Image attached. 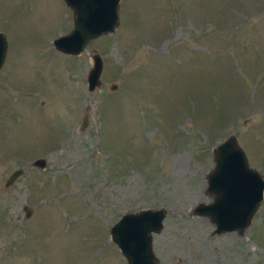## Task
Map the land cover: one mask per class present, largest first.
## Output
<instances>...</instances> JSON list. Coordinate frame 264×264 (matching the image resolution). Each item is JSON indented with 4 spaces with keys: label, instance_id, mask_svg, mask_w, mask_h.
<instances>
[{
    "label": "rangeland",
    "instance_id": "1",
    "mask_svg": "<svg viewBox=\"0 0 264 264\" xmlns=\"http://www.w3.org/2000/svg\"><path fill=\"white\" fill-rule=\"evenodd\" d=\"M118 17L70 55L51 43L63 0H0V264H126L108 229L145 207L164 209L158 264H264V186L241 233L189 213L229 133L264 179V0H119Z\"/></svg>",
    "mask_w": 264,
    "mask_h": 264
},
{
    "label": "water",
    "instance_id": "2",
    "mask_svg": "<svg viewBox=\"0 0 264 264\" xmlns=\"http://www.w3.org/2000/svg\"><path fill=\"white\" fill-rule=\"evenodd\" d=\"M71 10L70 29L51 40L53 47L65 54H79L88 42L100 34L109 33L116 27L119 0H63ZM6 40L0 32V67L3 63ZM102 59L93 50L91 65L86 71V88L93 90L100 85ZM115 88V84L109 86ZM86 125L82 115L79 129ZM212 167L207 172L206 193L211 200L196 203L190 214L203 215L213 224L212 232L235 230L241 233L250 223L251 217L262 199L264 179L257 169L249 166L245 153L232 133L211 147ZM44 158L37 157L32 164L43 167ZM23 169H13L5 179L9 185ZM25 216L30 210L23 206ZM164 209L145 207L133 212L122 213L114 221L108 234L126 264H158L151 249V234L162 227Z\"/></svg>",
    "mask_w": 264,
    "mask_h": 264
},
{
    "label": "flooded vegetation",
    "instance_id": "3",
    "mask_svg": "<svg viewBox=\"0 0 264 264\" xmlns=\"http://www.w3.org/2000/svg\"><path fill=\"white\" fill-rule=\"evenodd\" d=\"M34 159H35V158H34ZM34 159H33V160H34ZM33 160H32V161H33ZM31 163H32V162H31Z\"/></svg>",
    "mask_w": 264,
    "mask_h": 264
}]
</instances>
